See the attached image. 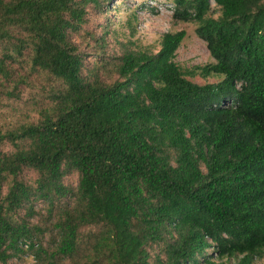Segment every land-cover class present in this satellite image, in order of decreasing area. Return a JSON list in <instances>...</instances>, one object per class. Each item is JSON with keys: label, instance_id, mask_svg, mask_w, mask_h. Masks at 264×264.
<instances>
[{"label": "trees", "instance_id": "trees-1", "mask_svg": "<svg viewBox=\"0 0 264 264\" xmlns=\"http://www.w3.org/2000/svg\"><path fill=\"white\" fill-rule=\"evenodd\" d=\"M112 1L0 0V264L264 257V0H170L189 69L183 30L111 51Z\"/></svg>", "mask_w": 264, "mask_h": 264}, {"label": "rangeland", "instance_id": "rangeland-1", "mask_svg": "<svg viewBox=\"0 0 264 264\" xmlns=\"http://www.w3.org/2000/svg\"><path fill=\"white\" fill-rule=\"evenodd\" d=\"M169 1L170 0L112 1L107 9V16L110 19L108 30L110 34H112L111 38H109V47L111 51H118L117 46L119 41L129 46L132 45L133 48L139 47L141 49L157 52L163 34L183 30L186 35L176 52L175 61L177 64L182 68L189 69L195 66H204L212 63L213 59L209 55L206 43L195 33V23L174 21L172 18V5ZM89 16L97 24L95 25L93 23L91 26L95 27L100 34L102 30L99 28V24L105 23L104 15L96 17L90 14ZM132 29L133 33H131ZM73 41L78 42L79 39L75 38ZM86 60V62L90 64V58ZM194 81L200 84L204 83L199 77H196ZM32 93L34 94L35 91H32ZM17 107L19 110L24 108V106ZM0 126H2L1 122ZM63 181L65 184L75 186L77 178L76 175H68L63 178ZM43 208L44 202L42 201L38 202L35 206V210H41ZM210 252L211 251H209V253ZM211 255L213 256L215 264H236L241 259V256H237V258L220 260L215 254L211 253ZM9 264H33V259L27 258L24 261L14 259ZM251 264H264V257L253 258Z\"/></svg>", "mask_w": 264, "mask_h": 264}, {"label": "built area", "instance_id": "built-area-1", "mask_svg": "<svg viewBox=\"0 0 264 264\" xmlns=\"http://www.w3.org/2000/svg\"><path fill=\"white\" fill-rule=\"evenodd\" d=\"M157 7V6H156ZM159 8V7H158Z\"/></svg>", "mask_w": 264, "mask_h": 264}]
</instances>
